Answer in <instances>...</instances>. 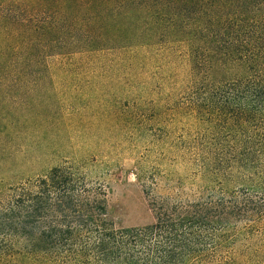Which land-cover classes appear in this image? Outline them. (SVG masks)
<instances>
[{"label": "trees", "instance_id": "16d2710c", "mask_svg": "<svg viewBox=\"0 0 264 264\" xmlns=\"http://www.w3.org/2000/svg\"><path fill=\"white\" fill-rule=\"evenodd\" d=\"M143 51L189 59L180 107L198 122L191 141L197 169L187 177H199L200 194L152 197L147 187L155 221L113 227L106 186L57 165L5 193L0 236L6 248L22 245L8 257L26 264H264V0H0V74Z\"/></svg>", "mask_w": 264, "mask_h": 264}, {"label": "rangeland", "instance_id": "374dc122", "mask_svg": "<svg viewBox=\"0 0 264 264\" xmlns=\"http://www.w3.org/2000/svg\"><path fill=\"white\" fill-rule=\"evenodd\" d=\"M70 64L76 67L0 74V212L9 187L57 165L106 186L113 227L155 221L147 187L152 197L199 195V177L189 179L198 122L180 107L190 81L187 55L101 53ZM6 242L0 236V264H26L7 255L22 245Z\"/></svg>", "mask_w": 264, "mask_h": 264}]
</instances>
